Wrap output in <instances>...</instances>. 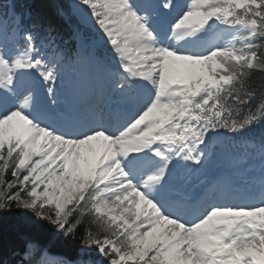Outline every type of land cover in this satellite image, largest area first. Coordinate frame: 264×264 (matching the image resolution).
Returning <instances> with one entry per match:
<instances>
[{"label":"snow or ice","instance_id":"1","mask_svg":"<svg viewBox=\"0 0 264 264\" xmlns=\"http://www.w3.org/2000/svg\"><path fill=\"white\" fill-rule=\"evenodd\" d=\"M42 8L0 0V264H264V0H74L103 56Z\"/></svg>","mask_w":264,"mask_h":264},{"label":"trees","instance_id":"2","mask_svg":"<svg viewBox=\"0 0 264 264\" xmlns=\"http://www.w3.org/2000/svg\"><path fill=\"white\" fill-rule=\"evenodd\" d=\"M42 12L46 22L51 23L55 27L59 38H70L73 30L76 31L77 18L72 12L70 0H43ZM74 38L75 35L70 39L67 46H73ZM261 134H264V125L257 126L250 133L252 136H259ZM26 222L27 214H7L4 218L5 231L10 232L13 229L22 228ZM55 251L66 256L68 259L74 258V249L71 247H58Z\"/></svg>","mask_w":264,"mask_h":264},{"label":"rangeland","instance_id":"3","mask_svg":"<svg viewBox=\"0 0 264 264\" xmlns=\"http://www.w3.org/2000/svg\"><path fill=\"white\" fill-rule=\"evenodd\" d=\"M73 3H74V0H73ZM81 17V16H80ZM90 24V23H89ZM95 30V29H94ZM96 31V30H95ZM97 40H98V36H97ZM97 40H96V42H97ZM67 73V72H66ZM72 79V78H71ZM213 166V165H212ZM243 170V169H242Z\"/></svg>","mask_w":264,"mask_h":264}]
</instances>
